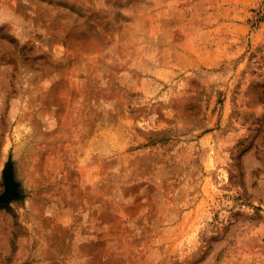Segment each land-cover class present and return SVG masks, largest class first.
Wrapping results in <instances>:
<instances>
[{"label":"rangeland","instance_id":"obj_1","mask_svg":"<svg viewBox=\"0 0 264 264\" xmlns=\"http://www.w3.org/2000/svg\"><path fill=\"white\" fill-rule=\"evenodd\" d=\"M0 264H264V0H0Z\"/></svg>","mask_w":264,"mask_h":264},{"label":"water","instance_id":"obj_2","mask_svg":"<svg viewBox=\"0 0 264 264\" xmlns=\"http://www.w3.org/2000/svg\"><path fill=\"white\" fill-rule=\"evenodd\" d=\"M14 197V190L12 186H8L6 192L0 196V201L6 202L11 200Z\"/></svg>","mask_w":264,"mask_h":264}]
</instances>
